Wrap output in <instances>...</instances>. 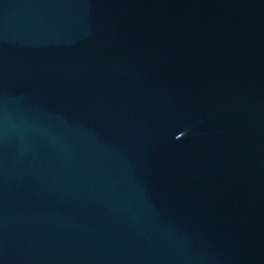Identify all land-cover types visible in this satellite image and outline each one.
Masks as SVG:
<instances>
[{
	"label": "water",
	"instance_id": "obj_1",
	"mask_svg": "<svg viewBox=\"0 0 264 264\" xmlns=\"http://www.w3.org/2000/svg\"><path fill=\"white\" fill-rule=\"evenodd\" d=\"M0 264H264V0H0Z\"/></svg>",
	"mask_w": 264,
	"mask_h": 264
}]
</instances>
